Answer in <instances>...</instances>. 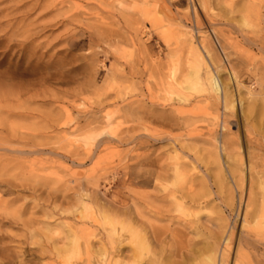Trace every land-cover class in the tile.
Listing matches in <instances>:
<instances>
[{
  "label": "rangeland",
  "instance_id": "obj_1",
  "mask_svg": "<svg viewBox=\"0 0 264 264\" xmlns=\"http://www.w3.org/2000/svg\"><path fill=\"white\" fill-rule=\"evenodd\" d=\"M263 104L264 0H0V264H264Z\"/></svg>",
  "mask_w": 264,
  "mask_h": 264
},
{
  "label": "bare ground",
  "instance_id": "obj_2",
  "mask_svg": "<svg viewBox=\"0 0 264 264\" xmlns=\"http://www.w3.org/2000/svg\"><path fill=\"white\" fill-rule=\"evenodd\" d=\"M197 61L195 62V64L193 65V69L191 70V73L190 75L185 79V82L186 83V87H188L189 89V92H191L190 90L192 91H206L208 93H214L216 95V97L219 95V85L217 84V80L214 78V76L212 75V73L204 66V63H203V60L201 59V57L199 58V55L197 56ZM224 89V88H221V90ZM226 91V90H225ZM224 91V99H226L227 97V91L225 92ZM187 92V91H186ZM213 95V94H211ZM219 98V97H218ZM186 99V98H185ZM181 100V98H180ZM184 101V100H182ZM224 101V100H223ZM225 105V104H224ZM264 105V104H263ZM225 129V128H224ZM260 135V134H259ZM259 138V136H258ZM225 146V145H224ZM228 149V148H227ZM263 149V148H262ZM178 163V162H177ZM180 164V163H179ZM178 164V165H179ZM251 164V163H250ZM177 167V166H176ZM178 168V167H177ZM264 168V166H263ZM251 169V168H250ZM236 170V169H235ZM251 178V177H250ZM232 179V178H231ZM159 180V179H158ZM155 181H157L155 179ZM160 181V180H159ZM186 181V180H185ZM217 181V180H216ZM158 183V181H157ZM236 188H237V183H236ZM252 185H251V181H250V186H249V192H248V198H247V202H246V207H245V211H244V214H243V224L245 223H253V222H256L254 221L255 219L259 218L261 215H260V212L258 213L257 211V207H258V204L256 202L257 200V197H256V200L254 197H251L253 196L252 195ZM235 188V187H234ZM256 192V191H255ZM172 195V194H171ZM170 195V196H171ZM255 195V193H254ZM256 196V195H255ZM258 196V195H257ZM146 197V196H145ZM230 197V195H229ZM232 197V195H231ZM259 197V196H258ZM230 200H232V198H230ZM262 203V202H260ZM183 204V203H182ZM260 205V204H259ZM182 205L178 206L179 208L181 207ZM263 207V206H261ZM178 209V208H177ZM260 210V209H259ZM175 212V211H174ZM182 212V211H181ZM157 214V213H156ZM263 219V218H262ZM147 223V222H146ZM148 225V224H147ZM151 225V224H150ZM257 227V224H253ZM147 227V226H145ZM150 229V227H149ZM133 231V230H131ZM245 231V230H244ZM152 233V232H151ZM243 233V232H242ZM157 234V233H156ZM254 234L252 233V231L247 228V231L244 233V236H245V240L244 241H241L239 244L240 246L238 245L239 249L241 251V253L239 254V260L242 264H248V261H244V258H246V260L249 259V257L247 256V252H243L242 249H241V246L243 248H247V246H251V248H253L252 246V242L255 241V240H251L249 239L251 237V235ZM153 235V234H152ZM163 235V234H162ZM243 235V234H242ZM160 236V235H159ZM219 236V235H218ZM227 236V234H226ZM163 237V236H161ZM153 238V237H152ZM165 238H167L165 236ZM164 238V239H165ZM156 239V238H155ZM189 240V239H188ZM225 240V239H224ZM241 240V239H240ZM243 240V239H242ZM157 241V240H156ZM163 241V240H162ZM229 241V238L226 239V243L224 244L223 246V249H222V253H221V257L220 259L218 260L217 257H215V255H210L208 257H206L204 259V262L203 264H227L226 262V259H225V253L228 252L229 250V245H228V242ZM247 242H249L248 244H246ZM251 242V243H250ZM154 243V241H153ZM167 244V243H166ZM189 245V244H188ZM187 245V246H188ZM211 245V244H210ZM257 247V246H256ZM264 248V247H263ZM262 248V249H263ZM183 249V248H182ZM181 249V250H182ZM254 249V248H253ZM180 250V249H179ZM129 257H128V261H129V264H134L135 262V258L138 256L137 254H135L134 252V248H132V246L129 247ZM246 251V250H245ZM142 254V252L140 253V255ZM159 254V253H158ZM186 254V253H185ZM232 254V253H231ZM155 255V254H154ZM201 255V253H200ZM243 255V256H242ZM204 256V255H203ZM220 256V255H219ZM218 256V258H219ZM243 257V258H242ZM180 258V257H179ZM182 258V257H181ZM197 258V257H196ZM236 259V258H235ZM199 261V259H198ZM251 261V260H250ZM247 262V263H246ZM187 264V263H186ZM230 264V263H229Z\"/></svg>",
  "mask_w": 264,
  "mask_h": 264
}]
</instances>
